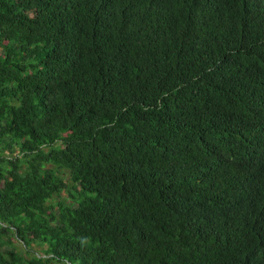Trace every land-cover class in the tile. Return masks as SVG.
<instances>
[{
  "label": "trees",
  "instance_id": "trees-1",
  "mask_svg": "<svg viewBox=\"0 0 264 264\" xmlns=\"http://www.w3.org/2000/svg\"><path fill=\"white\" fill-rule=\"evenodd\" d=\"M0 264H264V0H0Z\"/></svg>",
  "mask_w": 264,
  "mask_h": 264
}]
</instances>
